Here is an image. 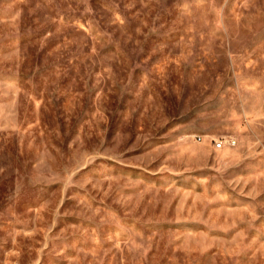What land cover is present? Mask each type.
Masks as SVG:
<instances>
[{"label":"rangeland","instance_id":"obj_1","mask_svg":"<svg viewBox=\"0 0 264 264\" xmlns=\"http://www.w3.org/2000/svg\"><path fill=\"white\" fill-rule=\"evenodd\" d=\"M0 264H264V0H0Z\"/></svg>","mask_w":264,"mask_h":264},{"label":"built area","instance_id":"obj_2","mask_svg":"<svg viewBox=\"0 0 264 264\" xmlns=\"http://www.w3.org/2000/svg\"><path fill=\"white\" fill-rule=\"evenodd\" d=\"M229 143V142H228ZM216 148H219L221 146V142L215 143Z\"/></svg>","mask_w":264,"mask_h":264}]
</instances>
